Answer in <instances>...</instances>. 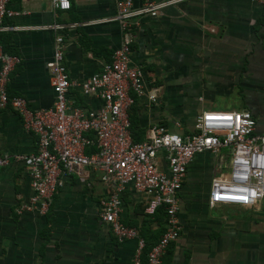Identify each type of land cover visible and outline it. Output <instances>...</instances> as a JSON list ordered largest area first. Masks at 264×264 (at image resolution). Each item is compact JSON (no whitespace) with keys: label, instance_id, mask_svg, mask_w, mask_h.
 Returning a JSON list of instances; mask_svg holds the SVG:
<instances>
[{"label":"crops","instance_id":"obj_1","mask_svg":"<svg viewBox=\"0 0 264 264\" xmlns=\"http://www.w3.org/2000/svg\"><path fill=\"white\" fill-rule=\"evenodd\" d=\"M68 1L70 9L58 11L51 0H9L8 6L19 14L5 21L9 30L1 37L19 64L9 74L6 90L9 96L25 99L32 110L49 108L53 102L46 65L57 32L48 27H64L59 33L72 83L96 73L121 41L114 20L116 0ZM131 1L134 9L143 2ZM150 1L157 6L153 16L146 13L127 21L130 59L145 78L144 96L134 98L128 111L137 142L146 141L154 125L191 134L195 116L207 111H249L256 132H263L264 3ZM69 98L85 108L98 105L74 87ZM34 150V138L18 115L10 108L0 111V154L11 157ZM228 157L222 151L216 156L203 153L188 166L178 194L181 230L166 248L162 264H264V201L254 208L225 207L234 211L227 215L214 213L220 207L207 206L208 184L227 168ZM198 190L203 192L202 205L192 201ZM107 193L98 173L84 171L81 178L63 177L45 215L17 214L31 188L22 165L11 160L0 170V264H130L134 242L119 243L97 216L98 201ZM144 201L127 189L119 217L151 241L158 237L162 219L144 215Z\"/></svg>","mask_w":264,"mask_h":264},{"label":"built area","instance_id":"obj_2","mask_svg":"<svg viewBox=\"0 0 264 264\" xmlns=\"http://www.w3.org/2000/svg\"><path fill=\"white\" fill-rule=\"evenodd\" d=\"M8 4L9 0H0V34L9 30L5 21L19 14ZM51 4L54 10L70 9L68 0H51ZM154 9L157 6L147 0L139 9H134L131 0H116L114 20L122 31L121 41L109 60L79 83L69 80L64 65L63 37L59 33L64 27H48L57 34L46 65L51 70L53 95L52 105L46 109L32 110L22 97L7 94L9 74L19 64V58L4 52L0 44V111H14L35 141L33 153L11 157L0 154V170L13 160L22 165L30 179L31 195L19 203L16 213L45 215L63 177L81 178L84 171L96 172L108 190L98 201L97 216L119 243L134 242L130 264H162L166 248L180 233L178 194L188 166L199 154L216 156L223 149L229 152L227 168L208 184L209 208H254L264 201V130L256 132V121L249 111L202 112L195 116L191 134L154 125L146 141L132 140L128 111L134 98L144 96L145 78L130 59L127 21L146 13L153 16ZM71 87L98 105H74L69 98ZM147 99L153 102L154 96ZM127 189L145 199L144 215L163 209V232L144 256L145 243L137 229L120 221L121 196Z\"/></svg>","mask_w":264,"mask_h":264},{"label":"trees","instance_id":"obj_3","mask_svg":"<svg viewBox=\"0 0 264 264\" xmlns=\"http://www.w3.org/2000/svg\"><path fill=\"white\" fill-rule=\"evenodd\" d=\"M0 44H1V47H2V50L6 53L9 54V52H7V50L5 49V47L3 46V36L1 37V34H0ZM251 113V112H250ZM251 115L253 116V114L251 113ZM254 117V116H253ZM128 120H129V114H128ZM131 123H130V120H129V131L131 133ZM131 138L134 142H137V140L133 137V135H131ZM222 153L225 154L226 157L229 156V152L227 150H222ZM147 217H151L152 219H162V223H161V231L158 235V237L156 236H152L150 237L151 241H149V239H147L146 237L143 236V234L140 233V236L142 237V239L144 240V243H145V247H144V252H143V256L144 254L149 250V248L157 241V239L159 238V236L162 234L163 232V226H164V222H165V217H164V214H163V209L160 207L158 209L155 210V212L153 213V215L151 216H147ZM144 258L142 257V260Z\"/></svg>","mask_w":264,"mask_h":264},{"label":"rangeland","instance_id":"obj_4","mask_svg":"<svg viewBox=\"0 0 264 264\" xmlns=\"http://www.w3.org/2000/svg\"><path fill=\"white\" fill-rule=\"evenodd\" d=\"M144 1V0H143ZM148 2H150L151 3V1L150 0H147ZM143 3V2H142ZM142 3H141V6H142ZM236 91V90H235ZM216 112H227V111H216ZM180 131H182V132H185L186 131V129L185 128H183V127H181L180 128ZM202 191H200V190H198V191H196V193L193 195V197H192V201H194V202H196L197 204H199V205H202ZM182 206H183V204H181V208H182ZM200 209L201 208H199V211H200ZM181 210V209H180ZM182 210H183V208H182ZM181 210V211H182ZM216 210H218V209H216ZM221 210V211H220ZM220 210H219V213L218 212H214L215 214H225V215H227V214H233V212L234 211H232V209H227V208H221L220 207ZM208 211H210L209 209H208ZM208 214H209V212H208Z\"/></svg>","mask_w":264,"mask_h":264}]
</instances>
